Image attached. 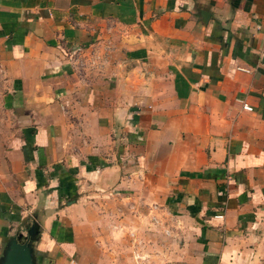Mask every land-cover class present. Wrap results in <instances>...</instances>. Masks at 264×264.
I'll return each mask as SVG.
<instances>
[{
    "label": "crops",
    "instance_id": "crops-1",
    "mask_svg": "<svg viewBox=\"0 0 264 264\" xmlns=\"http://www.w3.org/2000/svg\"><path fill=\"white\" fill-rule=\"evenodd\" d=\"M33 226L37 264L143 226L264 264V0H0V258Z\"/></svg>",
    "mask_w": 264,
    "mask_h": 264
},
{
    "label": "rangeland",
    "instance_id": "rangeland-1",
    "mask_svg": "<svg viewBox=\"0 0 264 264\" xmlns=\"http://www.w3.org/2000/svg\"><path fill=\"white\" fill-rule=\"evenodd\" d=\"M142 217L145 219L147 216ZM156 219L159 220L152 214L151 220L156 222ZM141 228L139 231L128 232L130 242L134 243V251L132 253L124 248V264H190L172 256L174 253L177 254L179 249L178 234L173 226L171 228L169 226H143ZM168 228L170 230H167ZM150 234H152L151 237ZM169 241L170 244H168Z\"/></svg>",
    "mask_w": 264,
    "mask_h": 264
},
{
    "label": "water",
    "instance_id": "water-1",
    "mask_svg": "<svg viewBox=\"0 0 264 264\" xmlns=\"http://www.w3.org/2000/svg\"><path fill=\"white\" fill-rule=\"evenodd\" d=\"M202 16L206 21L209 13L203 12ZM36 234V227L33 226L28 230L27 236L20 233L11 238L0 258V264H37L33 246Z\"/></svg>",
    "mask_w": 264,
    "mask_h": 264
},
{
    "label": "built area",
    "instance_id": "built-area-1",
    "mask_svg": "<svg viewBox=\"0 0 264 264\" xmlns=\"http://www.w3.org/2000/svg\"><path fill=\"white\" fill-rule=\"evenodd\" d=\"M245 109H247V110H252V108L249 107V106H247V105H245Z\"/></svg>",
    "mask_w": 264,
    "mask_h": 264
}]
</instances>
